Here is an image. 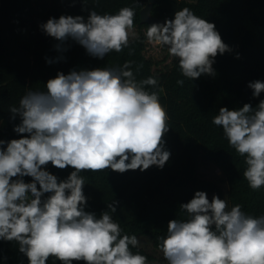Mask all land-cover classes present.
I'll return each mask as SVG.
<instances>
[{
  "label": "clouds",
  "instance_id": "9594fccd",
  "mask_svg": "<svg viewBox=\"0 0 264 264\" xmlns=\"http://www.w3.org/2000/svg\"><path fill=\"white\" fill-rule=\"evenodd\" d=\"M134 19L132 7L116 14L91 10L87 19L61 15L40 28L59 42L57 50H66L61 45L71 38L103 59L139 39ZM145 37L166 47L191 81L214 76L216 56L231 51L215 24L188 7L177 10L174 19L149 25ZM131 64L58 72L46 90L28 91L10 107L11 119H20L13 130L21 138L0 139V241L16 242L28 264H47L50 257L60 264H148L145 255L132 251L139 246L137 236L122 234L113 219L118 202L107 204L99 217L85 211L81 174L163 169L170 159L164 140L167 110L157 92L146 90L156 88L158 80L137 81ZM177 84L183 86L184 80ZM247 86L254 98L264 92L260 80ZM212 124L244 158L248 186L253 191L264 187V100L255 108L250 103L236 110L221 107ZM49 163L74 171L58 181L45 170ZM180 209L186 219L170 220L166 235L158 238L167 264H264V215H249L240 204L229 209L225 199L213 195L209 201L204 191H196Z\"/></svg>",
  "mask_w": 264,
  "mask_h": 264
},
{
  "label": "trees",
  "instance_id": "16d2710c",
  "mask_svg": "<svg viewBox=\"0 0 264 264\" xmlns=\"http://www.w3.org/2000/svg\"><path fill=\"white\" fill-rule=\"evenodd\" d=\"M148 0H0V139L21 138L14 132L19 117L11 119V106H18L28 91H44L49 79L58 72L92 70L98 67H120L131 61L137 81L152 76L158 86L146 90L158 93L169 117L165 148L170 159L163 169L151 166L141 172L128 170L118 173L107 169L82 172L85 176L83 193L87 197L85 211L97 217L108 211L113 201V219L120 223L122 234L149 237L158 249L159 237L166 235L173 219H186L180 205L189 202L196 191L221 195V188L199 175L201 161L214 164L223 174L228 186V208L236 204L253 216L264 215V187L253 191L243 177L244 158L237 155L223 136L222 128L212 124L221 107L236 110L245 103L255 108L264 100V92L254 98L249 82H264V0H156L152 15L161 20L174 19L177 10L190 8L196 15L214 23L230 52L217 55L215 75L199 78L184 77L178 60L167 68H156L145 55L147 39L144 31L149 24L140 22V11ZM123 7L135 10L134 25L139 35L122 52H111L103 59L91 56L86 49L69 38L57 50L59 43L40 28L49 18L61 15L83 16L91 10L99 14H116ZM239 56V58H237ZM52 60L53 63H47ZM177 80H184L183 86ZM27 135V134H23ZM6 146V145H5ZM46 171L58 181L74 171L70 166L61 170L49 163ZM26 183L31 177L23 178ZM39 187V185H38ZM50 194H45L47 197ZM139 252L154 261V257L137 247ZM0 264H28L16 242L0 241ZM47 264H60L50 257ZM73 264H84L83 261Z\"/></svg>",
  "mask_w": 264,
  "mask_h": 264
},
{
  "label": "rangeland",
  "instance_id": "374dc122",
  "mask_svg": "<svg viewBox=\"0 0 264 264\" xmlns=\"http://www.w3.org/2000/svg\"><path fill=\"white\" fill-rule=\"evenodd\" d=\"M145 32L146 30L144 31V34ZM147 44L148 45L146 47L145 55L155 63L156 68L158 69L167 68L168 66L171 65L172 61L175 60V58L171 57L168 54L166 47L154 45L149 42ZM199 175L204 180L213 182L221 188L222 194L218 196L221 199H225L228 205V199H227L228 186L224 181V176L221 173V171L214 164L210 162L201 161L199 165ZM213 195L215 194H210L207 196L209 201H211ZM138 240L140 242L138 247L143 249L146 253H148L149 255L155 258L154 261L148 262V264H167V262L163 258L162 252L153 247L149 237L140 236L138 237Z\"/></svg>",
  "mask_w": 264,
  "mask_h": 264
},
{
  "label": "water",
  "instance_id": "95a60500",
  "mask_svg": "<svg viewBox=\"0 0 264 264\" xmlns=\"http://www.w3.org/2000/svg\"><path fill=\"white\" fill-rule=\"evenodd\" d=\"M156 0H148L147 5L140 11V22L142 24L164 23V20L156 18L152 15L153 5Z\"/></svg>",
  "mask_w": 264,
  "mask_h": 264
}]
</instances>
